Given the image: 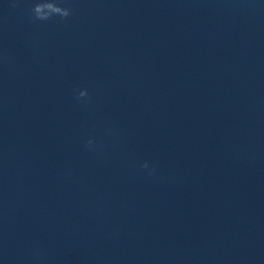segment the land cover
<instances>
[{
	"label": "water",
	"instance_id": "95a60500",
	"mask_svg": "<svg viewBox=\"0 0 264 264\" xmlns=\"http://www.w3.org/2000/svg\"><path fill=\"white\" fill-rule=\"evenodd\" d=\"M33 2L0 0V264H264V0Z\"/></svg>",
	"mask_w": 264,
	"mask_h": 264
},
{
	"label": "clouds",
	"instance_id": "9594fccd",
	"mask_svg": "<svg viewBox=\"0 0 264 264\" xmlns=\"http://www.w3.org/2000/svg\"><path fill=\"white\" fill-rule=\"evenodd\" d=\"M16 7V4H13ZM76 10L72 7L64 6L63 0H34L31 7L28 9L29 18L33 21L46 22L59 18L61 21L67 20L74 16ZM5 62H10V58L5 56ZM75 98L82 102L87 103L90 101V94L87 88H77L74 89ZM109 135H115L113 129H108ZM85 148L90 152H98L102 145L98 144L94 138H89L85 142ZM140 168L147 170V174L152 176L155 174V167L149 168V164L145 161Z\"/></svg>",
	"mask_w": 264,
	"mask_h": 264
}]
</instances>
